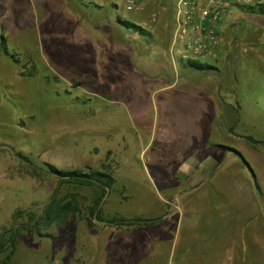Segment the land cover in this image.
I'll return each mask as SVG.
<instances>
[{"label": "rangeland", "instance_id": "rangeland-1", "mask_svg": "<svg viewBox=\"0 0 264 264\" xmlns=\"http://www.w3.org/2000/svg\"><path fill=\"white\" fill-rule=\"evenodd\" d=\"M175 19L176 0L131 10L127 0H0V245L20 228L7 264H95L92 253L104 264L264 261L263 214L232 227V216L211 213L222 199L252 212L264 204V15L224 14L210 71L187 66ZM51 165L113 173L103 218L162 222L129 229L94 218L85 208L95 187H84L82 213L37 226L55 195L75 192H56ZM170 226L176 241L151 246Z\"/></svg>", "mask_w": 264, "mask_h": 264}, {"label": "trees", "instance_id": "trees-1", "mask_svg": "<svg viewBox=\"0 0 264 264\" xmlns=\"http://www.w3.org/2000/svg\"><path fill=\"white\" fill-rule=\"evenodd\" d=\"M241 8L244 11L250 13L264 15V4L241 6ZM119 21L129 29L146 33L145 28L135 22L122 18H119ZM1 48L4 54L14 57V54L11 53L8 49L5 39H3L2 41ZM17 61L19 60L17 59ZM186 62L187 66L196 70L210 71L216 68L215 65L207 61L188 59ZM23 72L24 74L28 75L33 74L32 71L24 70ZM250 138L252 139V137H249V139ZM221 147H223L224 149H232L229 146ZM50 167L52 171L59 176L60 179L59 187L57 188L56 192L61 189V186L63 184H67V186H69V188L71 189H74L73 191L75 192H71L72 198L68 201L66 197H57L55 195L52 201L45 208L42 220L37 224V226L39 227H50L53 224H66L72 215L77 214V212L80 211L82 213V211L84 210L81 209V204L77 199L78 194L76 193V191H79V189H82L84 187H95V196L93 197L94 199L92 201V204L87 205L85 208V211L90 213L94 218V214L97 212L96 218L100 219L101 221H106L110 224H116L120 227L129 229L162 222L161 218H151L141 215L133 217H113L110 219L103 218L99 213V206L102 204L103 198L107 193V188H111L116 182L115 176L113 175V173H111V171L105 169H93L89 171L81 169L61 170L54 165H51ZM84 213L85 212H83V214ZM12 233L13 234L11 235L10 240L0 245V253L8 244H10L9 246L11 247L8 258L3 260L0 259V264H7L15 254V249L18 242V233H20L19 226H17L16 228L14 227Z\"/></svg>", "mask_w": 264, "mask_h": 264}, {"label": "built area", "instance_id": "built-area-1", "mask_svg": "<svg viewBox=\"0 0 264 264\" xmlns=\"http://www.w3.org/2000/svg\"><path fill=\"white\" fill-rule=\"evenodd\" d=\"M141 3L127 0V9ZM256 4H264V0H176L174 40L183 42L182 58L207 61L214 57L224 14L235 7Z\"/></svg>", "mask_w": 264, "mask_h": 264}, {"label": "crops", "instance_id": "crops-1", "mask_svg": "<svg viewBox=\"0 0 264 264\" xmlns=\"http://www.w3.org/2000/svg\"><path fill=\"white\" fill-rule=\"evenodd\" d=\"M2 36H3V33H2V35L0 36V39L2 38ZM6 41V40H5ZM7 44V43H6ZM1 46H2V43H1ZM3 52V51H2ZM229 185V184H228ZM214 203V204H213ZM220 203H221V205L220 204H218V202L215 204V202H213L212 201V203H211V213L213 214V215H215L216 214V209H218L219 210V212L221 211V213L224 215V217H226L227 218V216L228 217H230V216H232V218H234L233 219V223H231L232 221H231V219L230 218H228L227 219V223H228V225H229V223L232 225V227H237V224H239V222H245L246 220H249V218L252 216V214L254 215H261V214H263V216H264V204H263V200L262 199H260V209L261 210H258V211H251V210H255V209H251L252 208V206L251 205H249V204H245V202H241L242 204H237V202H234V201H230V199H227V200H220ZM217 207V208H216ZM216 208V209H215ZM218 213V212H217ZM182 219H183V217H182V215L180 216V219H179V226H180V222H182ZM173 228L170 226V227H167L165 230L166 231H168L169 232V234H170V237H168V236H165L164 234H161V235H158V234H156L155 236H153L152 237V243L150 244L151 246H154V244H155V241H161V239H166V240H169V241H173V242H175L176 241V236L174 235V231L172 230ZM241 230H245V227L244 226H242L241 227ZM233 231V230H232ZM246 231V230H245ZM218 232V231H217ZM161 238V239H160ZM215 241H217V242H219V238H218V236H216V240ZM215 243L216 242H214V245H215ZM173 246V245H172ZM134 247L135 246H132V247H130L129 248V253H131V255H132V251L134 250V251H138V250H135L134 249ZM123 248V247H122ZM124 248H126L127 249V247H124ZM141 249H150V248H148V247H146L145 245H144V243H141ZM172 249H173V247H172ZM243 250L245 251V253L247 252V247H244L243 248ZM145 253H147V254H149L148 252H146L145 250H143ZM143 252V254H145ZM136 253V252H135ZM134 253V254H135ZM212 253H213V250H212ZM214 253H216L217 255H219L220 254V251H219V249H218V251H216V252H214ZM93 255H92V257H91V260H90V262H92V263H95V264H101V263H105L106 262V259H104V262L100 259V258H97L98 259V262L96 263V257H95V255H94V253H92ZM250 254V253H249ZM139 255V254H138ZM217 260V259H216ZM144 261H145V259H144ZM107 262H109L108 261V259H107ZM210 262H212V261H210ZM259 262V264H264V261L262 262V261H258ZM126 263V262H125ZM126 264H128V263H126ZM216 264H218V261L216 262Z\"/></svg>", "mask_w": 264, "mask_h": 264}, {"label": "water", "instance_id": "water-1", "mask_svg": "<svg viewBox=\"0 0 264 264\" xmlns=\"http://www.w3.org/2000/svg\"><path fill=\"white\" fill-rule=\"evenodd\" d=\"M241 158H242V161H243V163L245 164V165H247L250 169H251V167H250V165L248 164V161H246V159L241 155ZM254 174V173H253ZM254 176V175H253ZM255 177V176H254ZM254 183H256V181H255V178H254ZM109 192V188H107V193ZM107 195V194H106Z\"/></svg>", "mask_w": 264, "mask_h": 264}]
</instances>
